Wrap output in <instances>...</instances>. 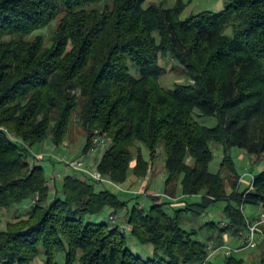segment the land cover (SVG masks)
I'll return each mask as SVG.
<instances>
[{
  "label": "trees",
  "instance_id": "16d2710c",
  "mask_svg": "<svg viewBox=\"0 0 264 264\" xmlns=\"http://www.w3.org/2000/svg\"><path fill=\"white\" fill-rule=\"evenodd\" d=\"M144 2L0 0V209L19 214L0 229L3 264H33L41 250L44 264L60 256L65 264H248L222 251L211 260L208 244L239 239L244 205L264 210V170L234 192L242 178L229 155L238 148L264 156V0H228L221 11L185 19L181 0ZM42 29L49 44L34 36ZM160 59L179 66L185 82L164 89ZM195 113L217 125L199 124ZM74 125L85 153L93 138L108 141L97 169L117 186L145 179L163 155L164 192L124 200L66 165L64 178H48L31 149L62 146ZM214 145L223 149L222 169L237 179L230 191L228 178L209 171ZM193 195L201 204L185 210L227 201L226 225L209 223L205 241L182 227V209L167 211ZM127 228L152 256L131 251ZM257 237L264 240V225Z\"/></svg>",
  "mask_w": 264,
  "mask_h": 264
},
{
  "label": "rangeland",
  "instance_id": "374dc122",
  "mask_svg": "<svg viewBox=\"0 0 264 264\" xmlns=\"http://www.w3.org/2000/svg\"><path fill=\"white\" fill-rule=\"evenodd\" d=\"M178 0H145L143 3V7L146 8L151 4H158L164 7H171L173 6ZM184 4V10L181 14V19L188 18L192 15L199 14L201 12L210 11V12H218L224 9L228 0H181ZM56 21L52 23L54 26ZM42 35L45 38V43L49 44V32L48 29H42L34 33ZM227 34H231V29L227 30ZM160 64L163 65L167 72L162 75L159 79L160 85L166 89L170 90L173 89L175 84L184 83V76L181 73V68L179 66H173V62L171 60L160 59ZM197 122L201 125L207 127H214L217 125V120L213 117H205L199 116L197 113L194 115ZM82 131L76 125L72 126L69 134L63 140V143L66 144L67 149H63L62 146H58L56 152L52 149L53 144L50 141H44L41 144H37L32 147V152L35 156L43 157V167L45 170V174L48 178H51L57 174H60L61 178H64L65 175L70 173V170H67L65 164L59 161L57 158H54L53 155L58 156L63 155L66 156L67 160H75V159H82L86 161V164L92 165L97 162L100 158L98 152H83V146L85 142V138L82 136ZM93 138V137H92ZM94 139V138H93ZM214 152H213V159L209 165V171L211 173H220L223 177L228 178V182L225 183L227 191H230V186L232 183L237 180L236 177L230 176L227 174L228 172L226 169H222V162L224 152L221 146L214 145ZM144 157L145 159L149 160L148 151L144 150ZM229 155L232 158L237 173L240 175V178L237 180L236 189L243 191L247 187L250 186L253 177L264 170V156L262 157H251L249 154L243 150L238 148H233L229 151ZM84 156V157H83ZM157 160L154 163L149 175L145 179L137 180L134 176H130L127 183L120 186V190H117L113 187H108L111 191L118 193L121 198L124 200L130 199L132 191L140 194H162L164 192L165 187V180L167 173L165 171L164 166V157L163 155H157ZM60 182L58 181V184ZM150 191V192H149ZM144 196V195H143ZM177 195H174L176 197ZM179 197V196H178ZM179 199V198H178ZM172 200V199H170ZM184 203L176 202L173 208L167 209V211L171 214H175V209H182L183 211L179 212L182 227L185 230H197V238L200 240H207L209 237L211 228L207 226L211 222H216L218 224H222L223 226L226 225V217L224 213V208L227 205V201H219L216 202L214 205L209 206L207 209L198 210L192 207L190 210H185L186 205L192 204H201L202 197L200 195H193L188 196L183 199ZM149 201L145 203V207H148ZM258 207L244 205L243 212L248 219L256 218L257 216ZM112 212L110 210H105L102 214V220L108 219ZM19 215L15 209L11 211H7L5 209H0V229L5 228L6 224L11 221H15ZM121 216H119V219ZM127 227V225H125ZM216 229V228H215ZM213 232L218 234V229ZM126 236L130 240V248L131 251L135 254L141 255L144 258H148L152 256V248L150 246H142L136 243L135 240L131 239V235L129 233L128 228L126 229ZM258 245L255 249L244 251L240 253V256L244 257V259L248 262V264H264V240ZM240 243V240L228 237L227 241L224 242L225 245L230 247H235L237 244ZM220 256H223L220 251L216 252L215 254L211 255V260H214ZM45 257L41 250L39 257L33 262V264H44ZM0 264L3 262L0 260ZM58 264H65V260L62 256L58 257ZM77 264V263H76Z\"/></svg>",
  "mask_w": 264,
  "mask_h": 264
},
{
  "label": "built area",
  "instance_id": "2783aa9c",
  "mask_svg": "<svg viewBox=\"0 0 264 264\" xmlns=\"http://www.w3.org/2000/svg\"><path fill=\"white\" fill-rule=\"evenodd\" d=\"M92 148L91 151L97 152V151H103L107 146H108V141L105 140L103 137H96L92 141ZM63 149H67L65 146L66 144H62ZM57 146L53 147V150L56 152ZM55 156L59 161L65 163V165L69 168H72L74 170H77L79 172L84 173L85 175L91 177L93 180L97 182H103L111 185L112 187H115L117 189H120L119 186H117L115 183H113L109 178L104 177L97 169V162L88 165L86 164V161L75 159V160H67L66 156L63 155H53ZM60 175H57L59 177ZM131 193H136V192H131ZM257 217L251 221L250 219H246L247 222V230L244 232H239L238 237L240 240L241 245L240 246H235V247H230L225 244H222L218 247H214L213 244L209 243L208 244V250H209V256L215 254L218 251H222L225 256H231L234 254H239L244 251L252 250L255 249L261 241L257 237V231L258 228L261 225H264V210L262 207H258L257 210Z\"/></svg>",
  "mask_w": 264,
  "mask_h": 264
},
{
  "label": "crops",
  "instance_id": "0c3cea01",
  "mask_svg": "<svg viewBox=\"0 0 264 264\" xmlns=\"http://www.w3.org/2000/svg\"><path fill=\"white\" fill-rule=\"evenodd\" d=\"M149 192H150V191H149ZM240 245H241V243H238V244H237V246H240Z\"/></svg>",
  "mask_w": 264,
  "mask_h": 264
}]
</instances>
